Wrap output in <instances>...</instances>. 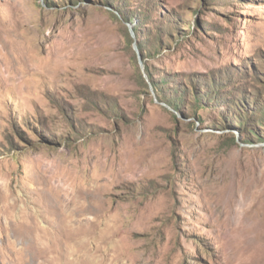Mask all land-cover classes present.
<instances>
[{"label":"rangeland","instance_id":"1","mask_svg":"<svg viewBox=\"0 0 264 264\" xmlns=\"http://www.w3.org/2000/svg\"><path fill=\"white\" fill-rule=\"evenodd\" d=\"M262 108L264 0H0V264H264Z\"/></svg>","mask_w":264,"mask_h":264},{"label":"bare ground","instance_id":"2","mask_svg":"<svg viewBox=\"0 0 264 264\" xmlns=\"http://www.w3.org/2000/svg\"><path fill=\"white\" fill-rule=\"evenodd\" d=\"M81 222L82 221H79V223H81ZM73 223L76 224V222H73ZM96 237L97 236H93L90 238L92 243ZM107 242H111V241H107ZM94 252H95V250L93 248V249H89V251H87V252L79 254L78 257L75 259V264H81V259L87 261L88 264H121L119 261V258L117 256H116V258L109 259V258H107V255L104 254L103 257L98 258L97 256L94 255Z\"/></svg>","mask_w":264,"mask_h":264},{"label":"trees","instance_id":"3","mask_svg":"<svg viewBox=\"0 0 264 264\" xmlns=\"http://www.w3.org/2000/svg\"><path fill=\"white\" fill-rule=\"evenodd\" d=\"M264 110V108H262ZM254 127H255V124H254ZM258 130V129H257Z\"/></svg>","mask_w":264,"mask_h":264}]
</instances>
